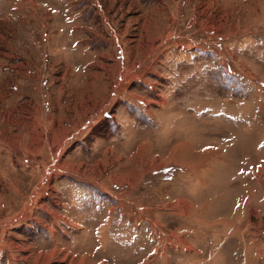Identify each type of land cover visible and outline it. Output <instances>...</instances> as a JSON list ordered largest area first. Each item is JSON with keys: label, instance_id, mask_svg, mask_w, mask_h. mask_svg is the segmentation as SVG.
Wrapping results in <instances>:
<instances>
[{"label": "rangeland", "instance_id": "obj_1", "mask_svg": "<svg viewBox=\"0 0 264 264\" xmlns=\"http://www.w3.org/2000/svg\"><path fill=\"white\" fill-rule=\"evenodd\" d=\"M0 264H264V0H0Z\"/></svg>", "mask_w": 264, "mask_h": 264}, {"label": "crops", "instance_id": "obj_2", "mask_svg": "<svg viewBox=\"0 0 264 264\" xmlns=\"http://www.w3.org/2000/svg\"><path fill=\"white\" fill-rule=\"evenodd\" d=\"M55 141H56V140L54 139L53 142H55ZM1 143H2V142H1ZM5 145H7V144H5Z\"/></svg>", "mask_w": 264, "mask_h": 264}]
</instances>
